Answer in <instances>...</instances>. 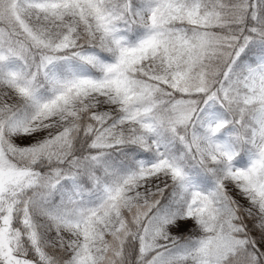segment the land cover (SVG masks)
Masks as SVG:
<instances>
[{
    "label": "snow or ice",
    "instance_id": "1",
    "mask_svg": "<svg viewBox=\"0 0 264 264\" xmlns=\"http://www.w3.org/2000/svg\"><path fill=\"white\" fill-rule=\"evenodd\" d=\"M0 264H264V0H0Z\"/></svg>",
    "mask_w": 264,
    "mask_h": 264
}]
</instances>
